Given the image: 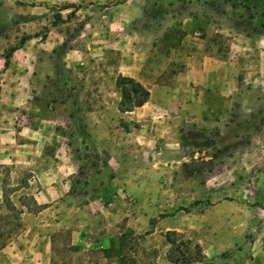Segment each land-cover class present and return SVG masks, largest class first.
<instances>
[{
  "label": "rangeland",
  "instance_id": "obj_1",
  "mask_svg": "<svg viewBox=\"0 0 264 264\" xmlns=\"http://www.w3.org/2000/svg\"><path fill=\"white\" fill-rule=\"evenodd\" d=\"M202 55L227 79H184ZM172 231L264 264V0H0V264L44 235L49 264H171Z\"/></svg>",
  "mask_w": 264,
  "mask_h": 264
},
{
  "label": "crops",
  "instance_id": "obj_2",
  "mask_svg": "<svg viewBox=\"0 0 264 264\" xmlns=\"http://www.w3.org/2000/svg\"><path fill=\"white\" fill-rule=\"evenodd\" d=\"M141 64H143V62H141ZM228 64H229V61H224V60L220 61L219 59H215L213 56L209 57L206 55H202L199 58H197L195 62L187 64V67L184 68L183 78L188 79L191 82H193L192 80H194L196 77H200L201 84H206V80L208 79H211L213 82L217 81L218 75H221L222 78L225 77L227 79L226 75L229 74ZM2 67H3V61H2ZM234 80L235 79L233 78V76L229 75L228 86L224 88L222 84L220 83L219 87H221L220 88L221 91H218V92L223 93L224 90L226 89H234L233 86L236 84ZM219 93H216V92L212 93L211 90H207L205 95L207 96V95L214 94L217 96ZM141 106H138V107H141ZM41 239H43V248H41V250H39L38 247H34L33 249H30L24 255V264H27V263L29 264H49V260L51 258L50 246H49L50 237L49 235H44L43 237H41ZM12 252H14L13 249L9 251L8 253V255H11L10 257H14L16 255V253L12 254ZM10 257L8 256V258ZM109 264H112V263H109Z\"/></svg>",
  "mask_w": 264,
  "mask_h": 264
},
{
  "label": "trees",
  "instance_id": "obj_3",
  "mask_svg": "<svg viewBox=\"0 0 264 264\" xmlns=\"http://www.w3.org/2000/svg\"><path fill=\"white\" fill-rule=\"evenodd\" d=\"M26 37L23 36L20 38V42L22 44L23 40ZM18 46H11L3 55V68H6L9 63V57L11 53L17 48ZM116 85L119 86L121 99L119 101V111H130L135 107L141 106L148 96V92L144 89L138 82H134L131 77L123 76L118 74L116 78ZM77 158V157H76ZM78 159V158H77ZM81 166L77 167V172H80ZM174 234L172 231L171 233L168 232L166 239L169 243V248L167 251V260L171 264H191L194 261H199L200 258L202 259L204 255L200 252L199 246L197 244L193 245L195 248V252L197 253L198 258H192L188 251L185 253H181L179 250V245L182 243H187L186 241L182 242V240H177L175 236H171ZM175 235V234H174Z\"/></svg>",
  "mask_w": 264,
  "mask_h": 264
}]
</instances>
